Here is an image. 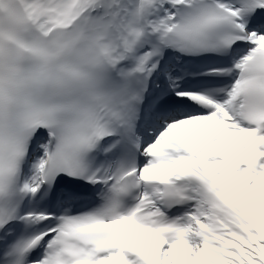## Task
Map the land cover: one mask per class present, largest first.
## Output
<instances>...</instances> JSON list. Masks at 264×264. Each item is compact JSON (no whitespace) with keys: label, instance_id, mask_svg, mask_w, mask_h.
Masks as SVG:
<instances>
[{"label":"snow or ice","instance_id":"6c2138e0","mask_svg":"<svg viewBox=\"0 0 264 264\" xmlns=\"http://www.w3.org/2000/svg\"><path fill=\"white\" fill-rule=\"evenodd\" d=\"M0 264H264V0H0Z\"/></svg>","mask_w":264,"mask_h":264}]
</instances>
